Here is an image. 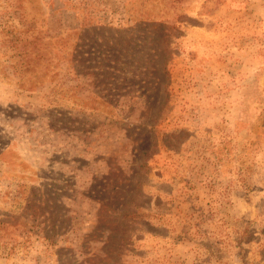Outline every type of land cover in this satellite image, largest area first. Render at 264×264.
Here are the masks:
<instances>
[{
	"label": "rangeland",
	"instance_id": "1",
	"mask_svg": "<svg viewBox=\"0 0 264 264\" xmlns=\"http://www.w3.org/2000/svg\"><path fill=\"white\" fill-rule=\"evenodd\" d=\"M0 264H264V0H0Z\"/></svg>",
	"mask_w": 264,
	"mask_h": 264
}]
</instances>
